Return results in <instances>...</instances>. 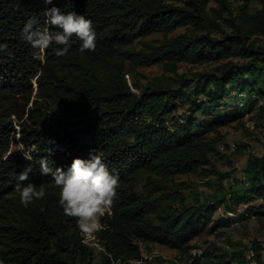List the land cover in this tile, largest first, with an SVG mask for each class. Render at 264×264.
<instances>
[{
  "label": "trees",
  "instance_id": "1",
  "mask_svg": "<svg viewBox=\"0 0 264 264\" xmlns=\"http://www.w3.org/2000/svg\"><path fill=\"white\" fill-rule=\"evenodd\" d=\"M0 0V261L3 264H129L141 261L140 245L178 251L173 264H264L253 241L252 258L215 243L196 251L191 242L228 228L239 206L264 217V154L249 157L241 181L224 180L211 163L237 119V106L264 122V0ZM75 12L92 22L94 51L80 42L62 57L33 48L21 36L34 19L43 30L45 11ZM183 29L184 32L169 36ZM160 33L162 40H147ZM42 54V60L38 57ZM179 64L211 65L188 78ZM159 65L163 73L140 84L137 68ZM131 78V83L128 81ZM34 80L35 88L31 81ZM233 112H229V110ZM244 115L241 114L242 118ZM238 129H244L242 122ZM18 144L26 156L9 153ZM33 148V149H32ZM98 153L120 187L110 214L100 218L95 259L75 219L63 214L48 166L67 171L74 158ZM21 172L28 180L20 182ZM215 176L200 198L185 194L175 178ZM141 181V184L139 182ZM224 181L223 186L221 183ZM45 189L28 207L18 183ZM221 210L226 217L214 218Z\"/></svg>",
  "mask_w": 264,
  "mask_h": 264
},
{
  "label": "rangeland",
  "instance_id": "2",
  "mask_svg": "<svg viewBox=\"0 0 264 264\" xmlns=\"http://www.w3.org/2000/svg\"><path fill=\"white\" fill-rule=\"evenodd\" d=\"M234 5H237L236 0H232ZM184 30L180 29L169 36L183 33ZM147 40L159 41L162 40L160 33H154L147 37ZM256 43L263 44L264 38L258 37ZM42 60V54L38 57ZM211 65H197L190 66L187 64H179L178 73L185 74L188 78L199 72L211 70ZM138 76H135L140 84H145L148 80L161 75L163 69L159 65L143 68H137ZM129 83L131 78L128 77ZM31 85L35 88L34 80ZM237 106V119L220 129L224 136L223 144L218 145L216 153L211 157V163L219 174H227L224 180L230 182H238L243 179V169L249 157H259L264 154V122L261 125H256L255 120L251 119L254 112L247 114V108L239 102L234 103ZM229 112H233L231 109ZM244 116L241 118L240 115ZM242 122L244 129H238L237 123ZM18 131L15 128V134L10 139L9 153L18 155H26V150L18 144ZM6 154V155H7ZM178 184H183L181 191L185 194L190 192L196 193L200 198L209 196L212 192L211 188L207 186V182L216 181L215 176H202L200 173L189 174L174 179ZM141 184V181L139 182ZM223 186L224 181L221 183ZM231 184V183H230ZM255 205H262L264 211V200L255 202ZM106 214H110L109 212ZM226 217V214L221 210L214 214V218ZM230 225L228 228L219 230L213 235H202L191 242L192 245L199 249L205 248L210 243H215L218 247L226 251L243 250L246 259L251 252V244L256 241L260 244V248L264 249V217L251 218V215L245 213V206H239L229 216ZM84 243L93 251L95 259L98 258L101 252V246L96 241L94 236H85ZM141 261H132L129 264H173L179 262L178 251L170 250L159 245H148L143 247L140 245ZM180 263V262H179ZM250 264V263H249Z\"/></svg>",
  "mask_w": 264,
  "mask_h": 264
},
{
  "label": "clouds",
  "instance_id": "3",
  "mask_svg": "<svg viewBox=\"0 0 264 264\" xmlns=\"http://www.w3.org/2000/svg\"><path fill=\"white\" fill-rule=\"evenodd\" d=\"M44 3L53 4V0H44ZM45 17L47 28L38 30L34 27L37 22L29 19L21 30L22 38L33 48L47 50L55 45L54 54L62 57L68 53L71 38L75 37L80 42L81 53L86 50H95L96 35L92 22L84 16L75 12L64 14L59 8L53 6L46 9ZM4 47L5 45L0 44V51ZM22 156L26 155L22 154ZM48 164L47 158H41L40 171L43 175H50L55 187L59 190L58 204L63 214L75 219L76 227L82 235H95L103 227L100 218L110 211L117 198V190L120 187L118 174L108 170L98 153H90L88 159L74 158L67 171L60 167L53 169ZM17 179L20 182L27 181L28 173L21 172ZM16 191L23 207H28L35 200L43 199L45 196L43 187L37 190L36 186L30 182L18 183ZM0 264L3 262L0 261Z\"/></svg>",
  "mask_w": 264,
  "mask_h": 264
},
{
  "label": "bare ground",
  "instance_id": "4",
  "mask_svg": "<svg viewBox=\"0 0 264 264\" xmlns=\"http://www.w3.org/2000/svg\"><path fill=\"white\" fill-rule=\"evenodd\" d=\"M251 218H255V216H252ZM252 258V255L248 256V260H250Z\"/></svg>",
  "mask_w": 264,
  "mask_h": 264
}]
</instances>
